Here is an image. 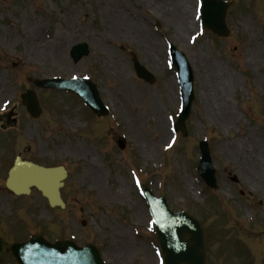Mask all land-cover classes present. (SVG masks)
Instances as JSON below:
<instances>
[{"label": "rangeland", "instance_id": "1", "mask_svg": "<svg viewBox=\"0 0 264 264\" xmlns=\"http://www.w3.org/2000/svg\"><path fill=\"white\" fill-rule=\"evenodd\" d=\"M198 1L0 0V105L10 101L4 115L18 118L8 131L0 127V146L5 152L48 149L70 173L66 211L45 203L48 210L37 208L31 229H66L67 239L98 246L106 264H157L135 170L172 210L207 227L210 264H264V0H237L239 12L227 16L233 35L221 40L199 31L191 38L199 30ZM185 19L195 26L181 35ZM166 42L187 54L196 77L189 132L178 141L168 121L180 90L176 69L167 66ZM80 43L89 45L90 55L75 64L71 49ZM155 47L163 50L161 60ZM256 47L263 49L257 61ZM130 52L155 76L152 87L137 77ZM75 75L92 77L110 116L98 118L72 96L52 98L55 92L37 89L43 112L29 116L20 96L34 89L33 80ZM202 140L210 144L217 189L197 172ZM0 226L6 227L3 217Z\"/></svg>", "mask_w": 264, "mask_h": 264}, {"label": "water", "instance_id": "2", "mask_svg": "<svg viewBox=\"0 0 264 264\" xmlns=\"http://www.w3.org/2000/svg\"><path fill=\"white\" fill-rule=\"evenodd\" d=\"M222 2L218 0H206L205 1V10L206 9H215L217 11L215 12H207L208 17H215L212 18L211 23L216 24L219 22L220 18H223V12L224 7L221 5ZM45 84V83H44ZM91 105H95L96 103H99L98 98H94L92 101H88ZM29 107L31 109H35L39 113L40 110L38 109L37 103L33 102V100L29 99ZM96 106V105H95ZM35 111V110H34ZM184 118H182L181 121H183ZM182 125V122L180 123V127ZM66 178V171L64 168L59 169H44L37 166H34L32 164H26L25 167L19 168L16 167L12 173H11V179L9 181L8 186L10 189H12L15 193L20 194L22 192H25L24 187L34 185L37 188H39L44 195L49 199L52 206L55 205H62L61 199H60V188L63 186L62 181ZM19 185L21 187H19ZM196 223V222H195ZM196 229L199 230V234L201 235L200 239H197L198 236L195 238H192L191 240L187 242H183L182 237H179V245H182L185 249L191 252L192 254L202 255L204 256V237L201 234V227L198 223H196ZM166 242V240H163V245ZM181 250V249H180ZM173 254H177L176 251L172 250ZM19 252V250H17ZM16 252V254H17ZM27 251L22 252L20 251L19 255L24 256V254ZM167 255V262L168 264H191V259L186 256H182L183 254L180 252V254L177 255L176 258H174V255ZM173 255V256H172Z\"/></svg>", "mask_w": 264, "mask_h": 264}, {"label": "bare ground", "instance_id": "3", "mask_svg": "<svg viewBox=\"0 0 264 264\" xmlns=\"http://www.w3.org/2000/svg\"><path fill=\"white\" fill-rule=\"evenodd\" d=\"M193 26H195V23L192 22V21H188V20H186V19L183 20V21H181L180 24H179V28L182 30V31H181V35H184V33L190 31L191 28H193ZM178 34H179V33H178ZM179 35H180V34H179ZM181 35H180V36H181ZM181 37H183V36H181ZM181 37H180V38H181ZM181 41L183 42L182 38H181ZM63 48H64V47H62V50H63ZM152 50H155V51H154V52L156 53V54H154L155 58L161 60V59H162V53H163L162 49H157V48L155 47V48H153ZM262 52H263V51H262V49L260 48L259 51H257V54H256V56H255V59H258V58L261 56ZM120 74H122V73H120ZM124 78H125V75L122 74V78H121V80H124ZM173 100H174V98H173ZM166 131H167V130H166V127H165L162 136L167 135V132H166ZM246 178H247V177H246ZM247 180H248V179H247Z\"/></svg>", "mask_w": 264, "mask_h": 264}, {"label": "flooded vegetation", "instance_id": "4", "mask_svg": "<svg viewBox=\"0 0 264 264\" xmlns=\"http://www.w3.org/2000/svg\"><path fill=\"white\" fill-rule=\"evenodd\" d=\"M1 236H4V234L0 233Z\"/></svg>", "mask_w": 264, "mask_h": 264}]
</instances>
